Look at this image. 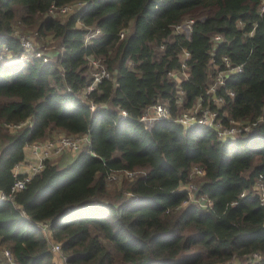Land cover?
I'll return each instance as SVG.
<instances>
[{
    "label": "trees",
    "instance_id": "1",
    "mask_svg": "<svg viewBox=\"0 0 264 264\" xmlns=\"http://www.w3.org/2000/svg\"><path fill=\"white\" fill-rule=\"evenodd\" d=\"M262 3L0 0V189L10 191L31 142L57 129L90 139L67 164L47 160L25 188L0 200V249H10L18 264H60L40 225L50 222L66 264H264L254 256L264 253V202L253 192L264 177ZM69 4L76 7L51 14ZM188 18L195 19L190 35L174 33ZM19 27L35 30L37 49L54 38L56 56L19 59L26 51ZM185 49L178 102L170 72L183 69ZM91 58L114 73L92 90ZM211 58L226 72L216 87L221 103L206 96ZM199 99L223 127L235 120L252 128L222 139L211 126L174 121ZM156 102L169 107L171 119L147 128L140 118ZM24 120L31 125L15 133L4 126ZM116 172L126 176L112 198L108 177ZM191 185L206 207L189 200Z\"/></svg>",
    "mask_w": 264,
    "mask_h": 264
},
{
    "label": "built area",
    "instance_id": "2",
    "mask_svg": "<svg viewBox=\"0 0 264 264\" xmlns=\"http://www.w3.org/2000/svg\"><path fill=\"white\" fill-rule=\"evenodd\" d=\"M69 5L71 6L70 9L62 10L67 5L58 8L61 11L60 14H66L69 11H71L74 4H69ZM81 6H84V3H80V7ZM53 10L54 8L51 10V12ZM261 11L262 12L264 11V0L261 6ZM194 22H195L194 18H188L185 21L176 24L173 29V32L183 33L188 36L193 30ZM99 32L100 29L96 28L92 30L91 34L94 35V34H98ZM121 35H124V32H121ZM89 38L90 35L87 34V40ZM221 39H222L221 35L219 34L214 36V40L216 42ZM21 41L26 51L19 55V59L24 60L29 58L30 56H37V57H43L44 61L48 60V58L43 54V52L40 49H37L31 41L27 39H21ZM162 47H164V45H162ZM189 57H190V52L187 49H185L181 56L183 69L182 70L173 69L170 72V75L174 77L177 81L178 102H182L185 96V91L182 88V79L183 76H187L185 72V69L187 68L186 59H188ZM223 60L226 62V64L230 63L228 56H224ZM90 61H91V65H93L95 69L94 72L92 71L93 80L89 86V88L92 90L99 81H101L103 78H111L114 73H111L99 59L91 58ZM100 62L102 64H100ZM209 65L211 68V75H213V81L210 83L206 91V96L207 99L212 98L216 101V103H221L220 101L222 100V98L216 96V87L224 82L226 72L224 70H221L219 64H217V62L213 58L210 59ZM242 68H243L242 65L237 66L238 71L242 70ZM201 101L202 99H199L196 105H194L189 109L184 110L177 118L174 119V121L184 125L185 127L193 124H202L206 126H211L213 127V129L217 130L218 136L221 137L222 139L235 138L239 133L244 131H249L252 128V123L249 121L246 122V121H235V120H231V124L229 127H223L221 124V120L218 117L219 116L218 112L208 107L201 108L202 106ZM122 115L126 116V111H122ZM158 119H171V112L169 107L161 102L153 103L152 105L147 107V109L140 118V120L147 126V128L150 127V125H152L153 121ZM25 122H30V121L24 120L17 123L11 122L5 124L8 125L9 127H21L22 125H24ZM83 143L90 144V139L88 135L66 134L61 137H58L55 140H51L47 142L33 141L30 144H28L25 147L26 151H28L27 155L25 151V159L15 165L14 168L15 181L12 184L10 191L7 193L0 189V200L8 199L9 197H12L17 191L25 188V186L32 179V177L38 174L39 172H41L45 168L46 161L50 159L52 156L61 155L62 153H65L67 151L76 152L80 149ZM193 172L197 175L202 174L203 169L200 166H195L193 168ZM127 173L129 174L128 176L131 175V177L134 174L133 171H127ZM110 177L111 175L108 178ZM188 189H189L188 190L189 200L191 201L199 200L196 197V193H194V189H196L195 185H191L190 187H188ZM253 192L260 197L262 202H264L263 176L259 177V179L257 180ZM202 199L205 200L204 197ZM199 201L201 202L202 207L207 206L206 200L205 202L201 200ZM40 225L44 233L48 228L50 229V222H42ZM50 249L53 252L60 251L61 256H58L59 260L65 263L67 257L62 252L61 244L59 242H56L53 246L52 243L50 242ZM0 253H1L0 264H18L10 249L2 247ZM254 256L257 260H261L264 258V253H255ZM220 264H230V263L229 261H227V262H222Z\"/></svg>",
    "mask_w": 264,
    "mask_h": 264
},
{
    "label": "rangeland",
    "instance_id": "3",
    "mask_svg": "<svg viewBox=\"0 0 264 264\" xmlns=\"http://www.w3.org/2000/svg\"><path fill=\"white\" fill-rule=\"evenodd\" d=\"M75 5L76 4L73 5V8L76 7ZM70 8H71V6L67 5L62 10H66V9H70ZM60 13H61V11L59 9H56V8L51 12V14H53L55 16H58V14H60ZM16 33H17L16 35H18L20 37V39H27V40L31 41L34 44V46H36V47L41 45L39 43V40H37V38H36L37 35L35 34V30L34 29H25L23 31L19 27V28H16ZM90 33H92V30L90 31ZM40 41H43V43H45V44H43L44 46L46 45L45 46L46 48L41 47L40 50L43 53L44 52L48 53L51 58H54L56 56L55 48H57V46H58L55 43V39L50 37L48 39L40 40ZM45 49H46V51H45ZM100 64H102V63L100 62ZM91 66H92V71L94 72V70H95L94 66L93 65H91ZM27 125H31V123L30 122H25L24 125H22L21 127H9L8 125L4 124V126L7 127L11 133H15L18 130L22 129L23 127L27 126ZM63 135H66V134L62 130L57 129V130L52 131L47 138L42 139V140H36V142H47V141L55 140L58 137H61ZM25 151H26V149H25ZM27 154H28V151H26V155ZM74 154H75V152H68L67 151L65 153H62L61 155L52 156L48 160H50L53 163L58 164L59 166H62L64 164H67L69 161H71L72 158H74ZM133 173L135 174V171ZM127 175H129V174L127 173ZM125 176L126 175L123 172H116V173H113L110 178H108L109 179L108 180V183H109L108 184V189L110 191V194H111L112 198H116L118 196V194L120 193V189H121L120 187L123 184V181H124L123 179H124ZM130 177H131V175H130ZM183 187H185V185H183ZM122 195L124 197L125 196L128 197V196H130V192H128V190H125V191H123ZM50 234H51V232H50V229L48 228L45 231V235L49 238V240H50V242L52 243V246H53L56 243V241L53 240V237ZM54 253L57 256H61V252L60 251H57V252H54ZM0 257H1V253H0ZM229 263L230 264H240V260L239 259H234L233 261H229ZM60 264H66V263H64V262L61 263L60 262Z\"/></svg>",
    "mask_w": 264,
    "mask_h": 264
}]
</instances>
